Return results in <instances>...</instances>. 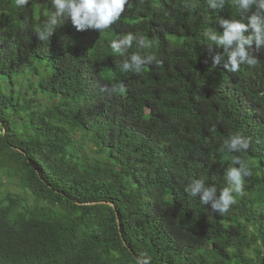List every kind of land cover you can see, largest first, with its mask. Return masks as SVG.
<instances>
[{
	"label": "trees",
	"instance_id": "1",
	"mask_svg": "<svg viewBox=\"0 0 264 264\" xmlns=\"http://www.w3.org/2000/svg\"><path fill=\"white\" fill-rule=\"evenodd\" d=\"M195 2L132 0L104 32L68 22L42 42L47 6L0 0V264H264V50L235 74L213 65L203 29L251 13ZM127 32L162 63L122 72L109 43ZM235 133L253 174L220 215L185 186H226Z\"/></svg>",
	"mask_w": 264,
	"mask_h": 264
},
{
	"label": "clouds",
	"instance_id": "2",
	"mask_svg": "<svg viewBox=\"0 0 264 264\" xmlns=\"http://www.w3.org/2000/svg\"><path fill=\"white\" fill-rule=\"evenodd\" d=\"M30 0H15L17 9H24ZM231 5L236 12L251 13L247 16V23L242 19L217 16L222 31L207 26L202 31L203 38L208 42L209 50L213 45L223 51H217L212 56L213 65L223 64L224 69L231 73H238L241 67L249 69L258 64V60L249 49L255 46L256 50H264V0H205L206 9L221 10L225 4ZM190 4L192 8L198 7V0ZM47 11L43 13L44 19L32 27L39 41L46 42L56 33L65 22L70 21L77 31L97 30L100 33L111 28V25L121 19L122 13L133 7L132 0H44ZM204 19H210L207 13H202ZM248 32L249 34L245 35ZM59 41L67 48L75 44L71 36L61 34ZM135 42L137 51L129 54ZM153 39L139 33L127 32L118 35L109 43L113 54L124 57L118 65L122 72L140 74L144 66L153 62L161 64L156 55L151 52L141 54L140 50L151 49L155 45ZM119 91H125L121 84ZM251 138L241 133H235L223 140L220 151L227 150L233 155L225 169L226 186L218 191L217 186L208 184L204 177L191 179L185 186V192L190 197H199L202 205L208 206L212 212L224 215L229 213L236 204V197L244 194L246 178L252 176L250 162H246L236 153L246 152L251 146ZM215 162V157H213ZM134 264H151V257L147 253L135 257Z\"/></svg>",
	"mask_w": 264,
	"mask_h": 264
},
{
	"label": "rangeland",
	"instance_id": "3",
	"mask_svg": "<svg viewBox=\"0 0 264 264\" xmlns=\"http://www.w3.org/2000/svg\"><path fill=\"white\" fill-rule=\"evenodd\" d=\"M44 3V0H37V4L39 5V6H42V4ZM44 12H46V11H44ZM44 12H42V14H41V16H40V20L41 19H44V17H43V13ZM68 22H70V21H67V22H65V24H63L60 28H62L63 30H66L67 29V24H68Z\"/></svg>",
	"mask_w": 264,
	"mask_h": 264
}]
</instances>
